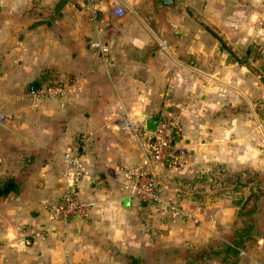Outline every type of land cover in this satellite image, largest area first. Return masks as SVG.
I'll return each instance as SVG.
<instances>
[{
	"label": "crops",
	"instance_id": "crops-1",
	"mask_svg": "<svg viewBox=\"0 0 264 264\" xmlns=\"http://www.w3.org/2000/svg\"><path fill=\"white\" fill-rule=\"evenodd\" d=\"M45 73L54 98L36 97ZM0 112V264H227L241 183L264 173V0H0ZM166 115L184 153L155 165L158 200L141 203L120 171L150 162L119 117ZM70 190L87 216L50 223ZM261 216L237 264H264Z\"/></svg>",
	"mask_w": 264,
	"mask_h": 264
},
{
	"label": "built area",
	"instance_id": "built-area-1",
	"mask_svg": "<svg viewBox=\"0 0 264 264\" xmlns=\"http://www.w3.org/2000/svg\"><path fill=\"white\" fill-rule=\"evenodd\" d=\"M127 8L117 5L114 13L122 17ZM91 47L96 51L102 62L109 63L111 60L108 47L99 39L90 42ZM62 89L53 83H45L37 93V98H54L61 93ZM9 114L0 112V125L9 118ZM159 122L153 133L146 130L145 123H138L119 117V122L128 133L139 141L142 151L149 160L146 166H131L120 171L121 182L128 195L141 203H151L158 200L159 178L155 172L156 164L175 165L176 159L183 155L184 149L175 147V138L179 133L180 126L178 120L173 116L158 117ZM65 163L71 169V185L77 180L76 170L81 167L75 152L67 151L64 154ZM49 222L56 224L65 222L71 218H83L87 216L90 203L78 198L72 190L66 193L61 199L49 201L47 205ZM29 234L42 236L37 231Z\"/></svg>",
	"mask_w": 264,
	"mask_h": 264
},
{
	"label": "rangeland",
	"instance_id": "rangeland-1",
	"mask_svg": "<svg viewBox=\"0 0 264 264\" xmlns=\"http://www.w3.org/2000/svg\"><path fill=\"white\" fill-rule=\"evenodd\" d=\"M207 180L208 181H206V183L211 185V186H213V184L219 183V189H220V186L223 184V182H225V185H226V181H223V180L222 181L217 180L218 182H216V183L212 179H207ZM245 186L247 189H249V192H250V194L246 195L245 204H246V206L249 205L248 207H250L252 213L247 215V214H244L242 212L241 216H244V219L246 220V224L249 223L250 225H252V227L254 229V233L256 234V226L258 225L259 219H260L259 216L262 215L261 218H262V220H264V173H263L261 179L257 178V176H252L251 179L245 180ZM208 193L210 194V192H208ZM238 196H240V195H238ZM194 200H196V197L193 198V201ZM173 211L178 212V208L176 205H173ZM177 216H179V214H177ZM184 216H181V217H184ZM241 222H242V220H241ZM241 225H243V222L241 223ZM226 263L232 264V260L229 259ZM249 264H251V263H249Z\"/></svg>",
	"mask_w": 264,
	"mask_h": 264
},
{
	"label": "trees",
	"instance_id": "trees-1",
	"mask_svg": "<svg viewBox=\"0 0 264 264\" xmlns=\"http://www.w3.org/2000/svg\"><path fill=\"white\" fill-rule=\"evenodd\" d=\"M55 78L51 74L45 73L43 76V82L49 81V83H54L53 80ZM55 85H60V83L57 81ZM245 186V181L241 183ZM243 196L239 198V202L243 201ZM245 203V202H244ZM244 206V204H243ZM245 207V206H244ZM244 213V212H243ZM251 209H248L245 211L244 214H251ZM256 234L254 233V229L252 225L249 223L246 224L237 230H235V233L233 235V241L229 245L222 246L221 253L223 254V260L227 262L229 259L232 260V264H236L239 260V253L240 248L244 247V242L247 240H253L255 238Z\"/></svg>",
	"mask_w": 264,
	"mask_h": 264
},
{
	"label": "water",
	"instance_id": "water-1",
	"mask_svg": "<svg viewBox=\"0 0 264 264\" xmlns=\"http://www.w3.org/2000/svg\"><path fill=\"white\" fill-rule=\"evenodd\" d=\"M40 87V85L38 83H34L31 87H30V92L34 93L36 89H38ZM159 122V118L158 117H151L149 119H147L146 123H145V127L146 130L153 133L158 125ZM10 185H8L3 191L7 192L8 191V187ZM2 192V191H1ZM0 192V193H1Z\"/></svg>",
	"mask_w": 264,
	"mask_h": 264
}]
</instances>
